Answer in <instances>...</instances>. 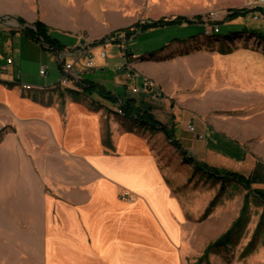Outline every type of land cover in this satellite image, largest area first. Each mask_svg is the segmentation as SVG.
I'll return each instance as SVG.
<instances>
[{"label":"crops","instance_id":"1","mask_svg":"<svg viewBox=\"0 0 264 264\" xmlns=\"http://www.w3.org/2000/svg\"><path fill=\"white\" fill-rule=\"evenodd\" d=\"M223 1L0 0V16L11 20V27H0V68L8 57L12 60L10 70L0 71V131L5 129L0 138V264H179L173 249L184 214L164 180L154 146L170 141L176 148L177 141L194 155L204 150L207 159L213 143L206 134L211 129L247 146H264L261 126L247 132L241 119L215 118L214 128L200 127L204 141L187 127L195 97L194 90L185 94L179 58L185 44L194 47L203 41L201 32L194 33L202 27L197 18ZM176 17L190 21L135 34L151 36L169 27L182 33L147 49L127 47L124 52L117 40L98 43L141 19L151 23ZM37 20L62 49L49 48L26 31H35L29 25ZM236 25L228 30L247 29ZM86 41L94 43L95 67L83 69L77 63L79 82L52 88L58 78L47 68V75L40 74L47 55L57 62L54 69L61 76L60 60L73 61L67 51ZM115 45L120 52H109ZM127 63L137 72L130 80L118 70ZM143 77L152 79L156 89L133 93ZM21 83L33 88L23 89ZM90 83L102 86L109 96L88 91ZM127 101L167 125L170 135L134 117L128 118L150 130L125 127L115 117V105ZM179 110L185 112L183 131L190 136L175 140ZM245 170L256 189L264 191V160L253 158ZM124 188L134 194L133 200L120 199Z\"/></svg>","mask_w":264,"mask_h":264},{"label":"rangeland","instance_id":"2","mask_svg":"<svg viewBox=\"0 0 264 264\" xmlns=\"http://www.w3.org/2000/svg\"><path fill=\"white\" fill-rule=\"evenodd\" d=\"M257 7L264 9V0H226L211 4L198 19L202 27L194 30V33L201 32L203 41L194 47L189 44L183 47L185 52L179 58L182 63L178 65L183 70L180 68L182 71L180 75L188 89L185 94L192 93L194 90L192 96L195 97L194 106L197 109L188 114V118L192 119L190 123L194 121L198 133H201L200 127L205 130L207 127L214 128L215 118L241 119L243 120L241 125L247 132H252L256 126H261L264 130V37L260 38L243 32L247 29L262 28L264 35V11L253 10ZM242 8L253 11L245 15L243 19L228 23L231 9ZM209 11H214L221 18L219 22L221 30L214 36L204 33L202 17ZM256 13L259 15L258 19L252 17ZM148 24L150 23L147 20L141 19L127 29L115 31L127 32L126 52L127 47L135 49L145 46L147 49L158 41L172 39L175 35L182 34L177 27H169L151 36L141 33L135 35L144 30ZM234 24L247 29L228 30ZM53 36L61 39V36L55 34ZM119 42L123 44V41ZM119 45L109 48V52L119 53ZM42 50L46 54L49 52L46 49ZM53 53L54 51H50V54ZM172 54L174 52L170 53ZM47 56L43 65L48 69L49 75L57 77L59 82L61 76L54 69L57 62L52 63L51 55ZM114 67V71H117L118 65ZM33 75H36L35 72ZM184 113L183 110H179L176 114L175 140H178L181 134L190 136V133L183 131V120L186 117ZM117 114L115 117L120 119L127 128L135 127L138 131L150 130V127L143 123H135L132 119L119 117ZM166 127L170 132L169 127L167 125ZM193 134L198 139L205 140L198 134L194 132ZM209 139H212L213 143L210 147L213 155L211 150L208 153L210 158L207 156L206 159L204 150L194 155L186 148L182 149L200 162L220 170H232L242 174L247 173L245 169L253 158L264 160V146L261 148L247 146L243 140H235L222 133H215L214 129L207 131L206 140ZM158 144L154 146L158 165L184 214L183 220L179 222L180 236L173 249L179 264H207L199 261L206 247L230 228L233 230L231 241L213 249L209 253V262L211 264H264V202L254 192L260 189H256L252 180L249 190L232 178H214L213 174L210 178L209 172L189 167L182 152L172 147L170 141ZM247 177L250 178V176ZM126 191L128 190L125 188L122 190L120 199L133 200L134 194L131 192V196L126 195ZM246 198L247 205L243 209ZM26 264H28L27 261Z\"/></svg>","mask_w":264,"mask_h":264},{"label":"trees","instance_id":"3","mask_svg":"<svg viewBox=\"0 0 264 264\" xmlns=\"http://www.w3.org/2000/svg\"><path fill=\"white\" fill-rule=\"evenodd\" d=\"M256 9L264 11V9L261 7L254 8L253 10H256ZM253 10L246 9V8L231 9L232 13L228 16V20L236 19L239 16H245ZM199 18L200 17H198L197 19H199ZM183 21L187 22L190 20L188 18H182V17H176L175 19H160V20H156V21L151 22L150 24L146 25L145 28L164 26V25H169V24H173V23H181ZM34 26L36 27L37 31H33L32 29H26V31L27 32H33L34 36H37L39 34L40 37L45 42H47L50 46L57 48V49H62V46L60 44H58L57 40L49 35L48 28L42 21L37 20L34 23ZM243 32L251 33L252 35L260 37V38L264 37L262 31L256 30V29H247V30H244ZM87 90L88 91H97L103 96H109V94L105 91V89L102 86H98L97 84H93V83L88 84ZM111 97L114 98L113 96H111ZM122 108L124 109V113H125L124 116L125 117H134L138 121H142L144 123H149L151 125H158L159 127H161V129L164 130V132H166L167 135H170L167 127L165 125L159 123L158 121H156L147 111H140L137 109H133L128 101L126 103H124V102L122 103ZM4 132H5V129H2L0 131V138L2 137ZM173 143L176 145V148H178L182 152L184 160L187 161V163H191L192 165H194L196 169L202 170V171H207V172H209L210 175L213 174L214 177H220L221 179L232 178V179L238 181L239 183H241L246 189H249V190L251 189V185H252L251 178L245 176L244 174L234 172L232 170H226V169L220 170V169L213 167V166H211L205 162H200V161L196 160L195 158L189 156L188 153L182 149V146L179 144V142L174 141ZM254 192L257 193L258 197L264 202V191L254 190ZM246 205H247V198L245 199L243 209H245ZM232 233H233V230L230 228L226 233H224L218 239H216L215 241L208 244V246L205 249V252L200 257L199 261H201V262L204 261L207 264H211L209 262V253H211L213 251V249L222 247L225 244H227L229 241H231Z\"/></svg>","mask_w":264,"mask_h":264},{"label":"built area","instance_id":"4","mask_svg":"<svg viewBox=\"0 0 264 264\" xmlns=\"http://www.w3.org/2000/svg\"><path fill=\"white\" fill-rule=\"evenodd\" d=\"M254 19H258L259 15L253 14L252 16ZM220 16L217 15L214 11H209L207 14H205L202 17V22L204 24V33L208 36H214L220 32ZM10 18L8 16H0V27H11L10 23ZM144 23V22H142ZM131 30H134L131 28ZM126 31H120V32H114L109 38L102 40L101 42H98L102 46L106 44L107 42H110L112 40H118V41H123L122 44V49L124 52H126V43H127V38H126ZM93 47L94 43L93 42H83L77 47H74L70 50L67 51V53H70L74 56V60L71 62H67L63 59L60 60V67H61V78L57 84H54L52 88H62L66 89L69 87H72L75 83L79 82V78L77 77L76 73V64L79 63L80 66L83 69H92L95 67V61L93 58ZM102 57H105L106 52L105 49L101 51ZM11 58H7V64L5 66H2L0 68V71H8L10 70L11 66ZM118 70L125 71L126 73V78L128 80L134 78L137 76V72L134 70L132 64H126L123 66H119ZM47 69L45 66H42L40 69V74L41 75H47ZM21 86L23 89H32L33 86L28 83H21ZM156 89V84L155 82L148 78V77H143L142 81L139 86H135L132 88L133 93H140V92H145V91H150ZM159 96H161V93H159ZM115 111L119 114L124 116V109L122 108V102L116 105ZM188 129L196 134L200 138L205 139V135L203 133H198L196 130V124L194 122H191L188 124ZM126 195L131 196L130 191H126Z\"/></svg>","mask_w":264,"mask_h":264},{"label":"water","instance_id":"5","mask_svg":"<svg viewBox=\"0 0 264 264\" xmlns=\"http://www.w3.org/2000/svg\"><path fill=\"white\" fill-rule=\"evenodd\" d=\"M29 26H30V27H33V28L35 29V31H37V29H36V27L34 26V24H33V25H29ZM37 36H38L40 42H41L43 45H45V46H47V47H49V48H53V47L50 46L47 42H45V41L40 37L39 34H38Z\"/></svg>","mask_w":264,"mask_h":264}]
</instances>
